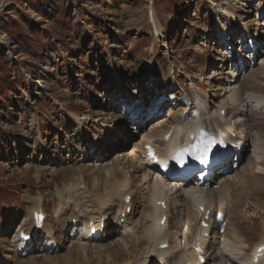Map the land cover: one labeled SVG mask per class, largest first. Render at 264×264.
<instances>
[{
	"label": "rangeland",
	"instance_id": "374dc122",
	"mask_svg": "<svg viewBox=\"0 0 264 264\" xmlns=\"http://www.w3.org/2000/svg\"><path fill=\"white\" fill-rule=\"evenodd\" d=\"M210 1L217 7L212 8ZM2 2L0 264H151L143 250L146 253L156 247L153 235H156V241H171V252L186 248L181 198L174 192L165 194L168 187L174 189V185L163 183L148 167L151 191L154 193L152 187L158 184L160 197L167 195L166 201L170 203L168 225L161 226L164 228L159 232L152 221L149 222L152 218L146 219L141 228L136 223L139 217L146 218L140 212V205L147 196L146 183L140 172L129 178L131 167L128 165L119 167V177L124 179L126 176L135 191L132 204L136 211L133 216L137 228L135 235L132 231L121 239L116 235L119 228L112 226L118 215L115 205L119 199L116 197L112 212L106 216L108 233L104 241L86 239L84 220L76 227L82 232L71 233V228L64 232L61 224L55 222L54 211L60 212L62 208L66 215L79 213L85 217L87 213L97 217L94 204L75 196L87 187L92 192L97 187L100 198L108 191L110 180L104 163H111L109 159L115 150L128 152L127 145L109 149L111 141L112 144L120 139L125 144L129 139L141 141L140 136L133 135L138 130H127V121L120 117L125 115L126 103L113 105V100L116 93L125 97L134 95L131 98L141 99L144 107L162 109L163 113L158 114H166L167 96L171 92L162 94L157 89L160 69L165 75L169 67L174 71L175 92L186 94L189 91L192 97L198 94L195 101L200 103L226 104L230 116L234 113L232 109L242 107L236 99L239 97L237 86L243 78L247 77L250 85L260 89L261 94L257 93V96L264 97V0H0V6ZM150 2L151 25L153 18L158 20L162 37L157 32L158 38L152 35L147 14ZM221 10L238 18L235 21L225 15L229 21H235L234 26L219 15ZM217 19L220 27L226 30L221 36L223 40L228 39L226 42L215 40L219 36H215L216 27H219ZM242 29L247 30L250 39L256 43V66L252 68L245 60L250 52L246 47L241 55L246 68L232 75L230 60L238 56L235 58L233 54L239 50ZM114 72L126 92L117 91L119 85ZM160 101L161 105L158 104ZM176 102L174 107L182 109L181 103ZM114 106H118L120 113H110ZM76 116H85L89 120L84 123V128L77 125ZM202 119L203 116L195 122L198 120L201 124ZM229 119L227 117V121ZM148 125L144 127L146 132L150 130ZM244 128L238 129L247 132ZM252 136L246 149V160L251 157L255 165L248 168L249 173H239L245 177L257 174L258 178L255 176L253 181L258 182L253 183L260 189L244 187L242 179L229 174L230 186L234 185L221 188L222 198L226 197V188L230 192L229 203L221 198V206L227 212L231 202L236 205L235 213H227L230 230H237V235L236 238L227 234L219 238L213 234L204 235V245L208 246L214 264H248L260 240L264 221V138L257 133ZM98 156L100 160H96ZM129 159L136 165L133 158ZM80 180L86 184V189L83 185L73 188L72 185ZM31 197L41 198L45 223L53 227L56 245L51 250L39 241L28 252H19L16 243L12 242L21 221L28 220L27 207L33 205ZM179 204L181 207L176 208ZM217 204L216 201L214 210L218 208ZM133 237H141V245L135 253L130 252L128 243L122 240ZM105 244L110 246L105 248L102 246Z\"/></svg>",
	"mask_w": 264,
	"mask_h": 264
},
{
	"label": "bare ground",
	"instance_id": "6f19581e",
	"mask_svg": "<svg viewBox=\"0 0 264 264\" xmlns=\"http://www.w3.org/2000/svg\"><path fill=\"white\" fill-rule=\"evenodd\" d=\"M211 2H213V1H210L209 3L211 4ZM211 6H212V8L214 6H215L214 8L217 7L214 2L211 4ZM224 10L218 11V13L224 20H226V23H230L231 24L230 26H232L238 18L234 14L230 13L229 11L225 12ZM214 12H215V10H214ZM222 12H223V14H222ZM226 14L229 16L230 19L235 18V21H233V20L229 21L227 19L228 16H225ZM215 16H218V15L216 14ZM152 17H153V15H152ZM219 19H220V17H219ZM216 24H218V25L221 24L220 22H218V19H217ZM152 25H154L155 32H157V33L161 32L159 22L157 19L153 18ZM217 29H218V32H220L217 34V35H219V39H217V40L221 39V41H223V42H226V40L228 41V39L223 40L222 39L223 37H221L223 35V33H225V28L222 26V28L217 27ZM247 32H248L247 30L242 29V31L240 33L241 41L239 42V47H238L239 50L237 49L238 54H240L239 51L241 48H244V46L251 43L247 39V37H250ZM236 35H238V34H236ZM160 36L162 37L161 34H160ZM155 38H158V35ZM156 41H158V40H156ZM253 44H254V41L252 40V44L250 46L252 47ZM230 48L231 47H226L227 50H230ZM251 60H252V58H251ZM152 63L153 62L150 63L151 66L153 65ZM254 66H256V62L254 63ZM254 66H253V68H254ZM171 70H172L171 67H169L167 75H165L163 73L162 69H160L158 71V76H159L160 80H159V87L157 89H159V92L162 94H165L168 90H170V92H171L170 95H168L169 101L167 102L168 106L166 107L167 113L162 117H160L161 115L158 114L160 112V110L157 108H154V107L148 108V110H146L145 112L140 111V109H139L141 107V103H140L141 100L140 99H131L130 98L131 96L125 97L124 95H121V94L118 95V93H116V97L113 100V105L117 104V103L121 104V102L126 103L125 104L126 107H124L125 108L124 109L125 115H122L120 117H122V119H124L125 122L127 121V124H126L127 130L141 129L140 128L141 124H143V122L148 118V115H146L145 113H149V116L153 115L149 118L151 120H149V119H148L149 121L147 120L149 123V126H152V128L148 132L144 131V129L143 130L141 129L139 131L134 132L133 135L142 136V139L140 142H137L134 139H129V140H126L128 142L125 144L124 140L120 139L119 142L117 140V143L115 142L112 144V141H111L109 149L121 148L122 145L123 146L127 145L128 146V148H127L128 152L120 151L122 153H118V152H115L116 151L115 150L112 153V155L110 156L111 159H109V161L111 160V163H108V161L104 163L106 173L108 174V177L110 180V181H108V182H110V185L108 186V188H109V189H107L108 191L102 196V198L99 197L101 195L96 191L97 187L94 188V192L96 191L94 193V192H92V190H89V188L87 186H86L87 190L80 191L81 193H79L75 196L76 199L78 198L79 200H82V199L85 201L87 200L86 202H90V203L94 204V210H95L94 213L97 217L92 216V215L89 216L85 212H84L85 217L83 216L84 214L79 216L80 215L79 213H78V215L75 213L73 215H66L65 213H63V211L65 209L63 210L62 208H60V212L54 211L55 222H57L58 224H61L60 225L61 229L64 232H67V229L71 228V233H79V231L82 232L83 230H80L79 228H76V227L80 226L81 223L83 222V220L87 219L86 220L87 232L84 235V236H86V235L88 236V237L86 236V239L87 238H93L94 240L104 241V240H106L107 233H108L107 228L104 231H102V233L100 235H96L94 237H90L89 230H90V228L98 227L101 219H106V216L110 212H112V209L114 206L113 205L114 204V197H116L119 199L118 204L115 205L117 207L118 217L116 218V220L112 224L113 227L119 228L118 230H116V233L118 231L119 234H116V235H118V237H120V239L122 236H125L130 231H132L133 234L135 235V233H137V228L135 227L136 225L133 224V221H134L133 216L135 214L134 212H136V211H134L133 206H132L135 191L132 190V185H131L130 181L125 178L126 176L124 177V179L123 178L121 179L119 177L120 176L119 167L120 166L124 167L125 165H128L129 167H131V174H130L129 178H132L136 172H140L142 179L146 183V186L144 185L145 186L144 188L147 191V196H146V199L143 200L141 205H140V208H141L140 212L143 213L142 215H146L145 216L146 218H143V217L138 218L136 223L138 222L137 224H138L139 228H141L140 226L144 225L147 222L146 219H149V218H152V219H149V222L152 221V223L154 224V228L157 230V232H159V230L164 228V227H161L158 223L162 211L160 210L159 207L156 206V202L157 201H164L167 205L166 212L169 213L170 208H169L168 202L166 201L165 196L171 195L174 192L176 194H179L181 201L183 203V204L180 203L181 205H183V211H184V214L182 213L183 214V222H181V224L183 223L185 230H186V233H187L184 236V238H185L184 247H186V248H182L181 250H179L176 253H174L172 251L173 252L172 253L171 250H169V246L171 244V241H166V239L156 241L155 240L156 235H153V237L155 236V238L152 239V241L156 242V247L152 248V250L147 251L146 253H145V250H143L144 254H148V256H147L148 262L149 261L151 262L152 260H157V262L159 264H185V263L199 264L197 261L196 254L192 248L193 247L192 244H195L196 242L199 241V242H203V245H200V246L205 251V258L208 256L209 261L213 262L212 264H214L215 261L210 259L211 255L209 254V251L206 250V248L208 246L206 248H204V244L206 241L203 240V236H201V235H203L204 233H207L208 229L203 230L201 227H199V225H198L199 212L197 211V207L199 205H202L205 207L206 211L208 210V211L212 212L213 216H215L216 210H214V207H215L214 204L217 201V203H218L217 204V206H218L217 210H219L225 214V227H224V230H223L221 235H218L216 232H213L212 234H213V236H215V238H219V237L226 235V234L230 235V236L232 235L233 236L232 238H234L237 235L236 234L237 230L236 231L234 229L230 230L231 226H230V224H228L229 214L227 212L235 213L237 211V207H236V205H233L231 202V206L228 208L229 210L226 212L224 207L221 206V203H222L221 198L223 195L221 194L220 191H221V188L223 186H226V185L230 186L231 183L229 182V178H225V181L217 189L209 188V183H206L204 185L205 187L203 189L202 188L197 189L190 182L189 183L187 182L186 184H183V185L177 184L174 189L172 188L173 186L170 188L168 187V190L164 187L167 190V193H165L167 195H165V196L161 195V197H160L159 191L156 188V186L158 184L156 186L154 185V187H152L155 189L154 193H153V191H151V188L149 186L151 177L148 175L149 174L148 170H146V167L153 169L155 172L154 174L158 177L157 169H158L160 160H158L159 162H157L156 164H152L153 163L152 161L145 158L144 145L147 142L152 141V144L155 147L156 151L158 152V156H160V158L161 157L164 158L167 155H170L171 153L175 152L179 148L180 149L179 154L181 156H185L188 159H192L195 156H197L198 154L206 151L207 149H213L215 146L221 144V142L224 139H229L231 141H235L237 143V145L240 146L241 153L244 154L246 152L248 144L253 139L252 133H257L258 136H260L261 138H264V97L257 96L256 95L257 93L261 94L260 89L255 85H250L251 83L247 77L243 78L240 81V84L237 86V91H238L237 96H239V97H237V99H236L237 104L239 102V104H242V107L237 108V109H235V108L232 109V110H234V113H233L234 116L231 114V116H229V118H230L228 120L229 122H226L227 121L226 115H228V113H229L228 105L222 104L220 102L218 104L219 105L221 104L222 106L221 105L218 106V105H216V102H213V101H207V102L204 101L205 103L204 102L200 103V102H196V101L195 102L194 101L188 102L187 100L189 97L187 94L185 95V94H179L177 91L175 92V90L173 88L175 86L174 85L175 83L172 81V78H174V71L172 70V73H173L172 74ZM235 70H237V69H234L233 66L230 67V71H232V75H234ZM149 73L152 77V73L151 72H149ZM113 74L115 76L114 77L115 81L119 85L118 86L119 88H117V91L119 93L126 92V91H124V88L121 87L122 84L121 85L119 84L120 79H119V76L117 75V73L114 72ZM228 81H231V80L228 79ZM176 101H179V103H181L182 109H176L174 107L177 103ZM131 108H134V110L132 112L130 110ZM112 109H111L110 113H116V112L120 113L118 106H114V107H112ZM221 109L225 111L224 117H222L219 114V111ZM126 111H127V114H126ZM129 112H131V113H129ZM110 113H109V115H111ZM193 114L196 115V119H199V117L201 118L203 115H207L208 118H204V120L202 119L203 122H201V124H198V122H200L198 120H197V122H193V120L195 119ZM74 120L79 127H83L87 118H85V116H82L81 118H78L76 116V117H74ZM88 121L89 120H87V122ZM171 126L174 128V131L172 132L170 138L167 141H164V139H162V136L164 133H166L170 129ZM242 126H244L246 128L247 132L239 131L238 128L242 127ZM83 128H81V129H83ZM231 133L235 134L234 138L231 136ZM123 138H125V137H123ZM189 138H190V140H188ZM92 151H94V150H92ZM129 157H131V158H133V160H135L136 165H134L135 163L132 164V162H131L132 160L129 159ZM87 158L88 157H83V159H87ZM96 160H100V157L99 156L96 157ZM243 161H244V159L239 164V166H238L239 170L237 169L233 178L235 177L236 179H239V180L242 179L243 181L241 183L243 184L244 187L252 186L253 188L257 189L258 187H256L255 184L253 183L255 181V180L253 181V178H255V176L257 177V174L251 175V176H249V174H248V176H246L247 177L246 178L245 176H242L239 173L240 171L249 173L250 170L248 171V168L249 169L253 168V165H255L254 161L251 157H249L247 160L245 159V162H243ZM256 164H258V163H256ZM96 165H99V164H96ZM224 175L225 174H223L221 176L224 177ZM257 178H256V180H257ZM158 179L161 180V178H159V177H158ZM82 180H80V183H78V184H73L72 185L73 188L74 187L77 188L80 185H83L82 187L84 189H86V187H85L86 184H84ZM104 180H105V182H107V179L104 178ZM154 181H155V179H154ZM161 181L163 183L165 182L163 180H161ZM167 182H169V181H167ZM255 182H258V181H255ZM164 185L165 184H163V186ZM235 185H237V184H235ZM232 186H230V187H232ZM138 187H139V185H138ZM238 189H240V186ZM259 189L260 188H258V190ZM97 190H99V189H97ZM75 191H79V190L76 189ZM224 191H225L224 196H226V197H224L222 199L227 204V203H229L228 194L230 192H229V190L227 192V188ZM126 195L131 196V202H130V204H127V205L123 204V202H122L123 197ZM31 199L33 200V205H29L27 207V213H26V218H28V220L27 221L26 220L21 221V225L19 224L20 226H19L18 230L12 236V239H13L12 242L16 243L15 247H16V250L19 252L20 251L22 252L25 250H27V252H28V250L31 249L32 246L35 243H38L39 241L42 242V244L44 245V248L46 247V249L49 248L51 250L56 245L55 244V237H54V230L52 229L53 227L51 228V226H48L45 223L46 220H44L42 229L40 231L33 232L34 222L32 220V214H33V212L41 210L42 208H41V198L40 197H31ZM180 204L178 205L179 207H181ZM127 207L130 208L129 214L126 213ZM95 223H96V225H95ZM166 224L168 225V220L166 221V223L163 226H165ZM228 225H229V227H228ZM214 229H215L214 226H211V231ZM21 230L25 234L32 236L30 242L25 243V242L18 239V234ZM40 234H41V236H40ZM42 235H43V237H42ZM263 236H264V232L262 229L261 235H260V240H259V243L257 244V246L262 242ZM140 238H138V237L137 238L133 237L130 239L123 238L122 240H124L125 242L128 243L129 251L132 253H135L138 245L141 243V241H139ZM200 239H202V240H200ZM161 243L168 244V248L166 250L159 249L158 246ZM102 246L106 248L110 245L105 244ZM255 248H256V246H255ZM254 251H252L253 252L252 257L255 255ZM257 259H258L257 264H263L264 254H262V256L258 257ZM205 264H208V263L206 262ZM248 264H253L251 261V258H250Z\"/></svg>",
	"mask_w": 264,
	"mask_h": 264
},
{
	"label": "water",
	"instance_id": "95a60500",
	"mask_svg": "<svg viewBox=\"0 0 264 264\" xmlns=\"http://www.w3.org/2000/svg\"><path fill=\"white\" fill-rule=\"evenodd\" d=\"M4 7V3L2 2V5L0 6V10L3 9Z\"/></svg>",
	"mask_w": 264,
	"mask_h": 264
}]
</instances>
